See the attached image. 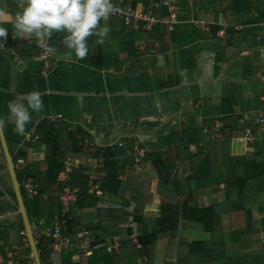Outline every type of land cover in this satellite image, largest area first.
Listing matches in <instances>:
<instances>
[{
    "label": "crops",
    "instance_id": "1",
    "mask_svg": "<svg viewBox=\"0 0 264 264\" xmlns=\"http://www.w3.org/2000/svg\"><path fill=\"white\" fill-rule=\"evenodd\" d=\"M170 1L175 13L172 32L162 25L148 34L139 26L126 29L110 16L107 26L111 31L105 43L95 45L96 37L89 38L84 60L65 59L64 34L54 33L51 38L57 53L50 59L49 72L42 76L35 38L17 37L13 29L14 16L21 10L17 0H0V7L7 12L0 18V27L8 32L0 38V117H7L10 101L22 102L21 97L31 91L43 93L44 102L41 113H31L26 136L16 135L11 122L5 124L3 132L12 164L24 165L23 171L15 170L16 175L28 177L25 172L29 168L41 172L48 169L50 146L33 133L40 123L59 117L63 125L56 129L65 130L64 141L67 134H75L79 143L87 137L100 153L104 175L98 185L96 208L104 213L120 212L131 203L132 209L144 212L149 234L161 204L172 202L175 194L183 198L202 185L208 196L197 202L205 207L224 192L225 169L220 162L212 172L205 162L200 164L202 168L193 167V182L186 181L187 171L194 166L189 158L207 150L210 137L204 128L215 123L224 127L237 123L259 133L256 120L264 115V0ZM112 3L117 5L114 0ZM195 20L204 22L207 28L197 26ZM223 23L232 28L222 38L218 31ZM104 25L101 21V27ZM123 141L127 148L147 149L143 171L134 170L133 156L118 146ZM92 168L81 167L73 175L63 172L58 181L66 187L73 182L88 184ZM83 169L91 174L86 177L79 173ZM9 170L0 139V258L21 249V232H26ZM59 195L51 192L46 196ZM47 197L41 205L40 219L54 216H49ZM75 207L73 219L92 228L91 264H199L194 255H179L177 250L179 240L191 242L194 232L181 230L176 240L163 235L146 257L138 248L123 253L129 239L114 233L112 215L97 218L96 211ZM131 218L119 217V222L127 223ZM255 227L264 242V223L259 216ZM115 236L123 240L119 255L106 250ZM212 236L215 239L207 243L213 242V246L208 248L223 250L222 237ZM140 257L147 261L139 263ZM66 258L52 253V264H63ZM206 263L210 264L209 260Z\"/></svg>",
    "mask_w": 264,
    "mask_h": 264
},
{
    "label": "trees",
    "instance_id": "2",
    "mask_svg": "<svg viewBox=\"0 0 264 264\" xmlns=\"http://www.w3.org/2000/svg\"><path fill=\"white\" fill-rule=\"evenodd\" d=\"M114 2L118 4V0H114ZM111 19L120 23L114 18ZM244 130V126L229 123L228 126L221 129L222 140L209 138V142L206 144L207 150L195 153L188 160L194 165L192 170L187 171L186 181L189 183L193 182V175L196 173L193 167L199 165L202 168L200 164L205 162L209 172H212L214 167H218V162L222 164L225 169V190L220 197L216 198L212 204L200 207L197 199L208 196L202 185L196 190H191L186 197L182 198L175 194L172 202L161 204L160 215L152 224L154 229L150 234L148 233L150 226L145 225L146 217L144 219V212L140 211V208L132 209L133 205L129 203V206H125L120 212H101V209L96 208L97 197L93 193H89L87 183H71L80 191V199L76 207L96 211L97 218H102L106 214L112 215V221L116 223L114 233L119 236L125 235L129 239L124 243L123 253L137 249V246L130 240L132 229L128 227L127 223L119 222V217L130 216L141 231L138 243L141 246L139 252L143 257H146L147 254L151 255V248L157 239L166 235L170 236L172 240H176L179 232L183 230L196 234L220 236L224 240V249L215 252L207 248L204 242L185 243L184 240H179L177 244L179 253L185 250V255H194L197 259L209 260L210 264H264L262 233L255 227V215L259 216L261 222L264 223V132L261 133L259 130V133H255L257 141L248 144L244 138ZM63 134H65L64 129H54L48 126L47 122L40 123L35 129V138L43 140L46 145L50 146V158L48 169L45 172L34 168H29L25 172L36 183L39 193L37 198L28 199L21 190L32 225L41 218V205L47 197L46 195L51 192L61 194L66 188L58 181L59 176L64 172L65 162L91 157L93 160L92 172L83 169L79 173L87 177L89 174L97 172V163L101 159L98 150L96 153L90 154L86 148L79 146L75 134H67L65 141ZM22 178V174L17 173L19 183ZM47 203L49 204L50 217L61 213L62 206L59 198L49 196ZM79 224L74 219L71 222V227ZM87 230L90 234L92 228L87 227ZM37 248L41 264H52V251L48 246L39 241ZM29 251L31 249L25 253ZM63 264L74 263L66 258Z\"/></svg>",
    "mask_w": 264,
    "mask_h": 264
},
{
    "label": "built area",
    "instance_id": "3",
    "mask_svg": "<svg viewBox=\"0 0 264 264\" xmlns=\"http://www.w3.org/2000/svg\"><path fill=\"white\" fill-rule=\"evenodd\" d=\"M133 3H128V0H118V4L114 6L112 18L119 20L125 27L139 26L146 34L151 33L159 25L164 26L168 32H172L175 24V13L170 0H133ZM194 23L201 28H207L204 22L195 20ZM222 29L218 31L219 37L227 36V30L232 28L231 25L223 23ZM264 29V23H263ZM49 46H53L52 38L47 41ZM141 52H144L145 45L141 44ZM38 53L36 60L41 66L40 74L45 76L50 70V59L53 55H46L43 48L38 45ZM243 122H241L242 124ZM261 133L264 132V115L260 114L256 120ZM47 125L57 128L63 125L59 117H53L47 121ZM225 126L222 123H215L209 128H204V133L210 137L211 140H222L223 133L221 129ZM67 132L71 133L72 128L65 127ZM35 132V130H34ZM34 135V133H33ZM244 138L248 144H253L257 141L255 132L246 127L244 130ZM79 145L86 148L89 153H96L95 145L87 137H83ZM119 147L126 148L128 155L133 156L135 171L140 172L144 170L147 149L140 146H133L127 148L126 142H118ZM91 157L87 159H77L75 161H68L65 163L64 174L73 175L77 169L92 165ZM16 171H23L24 165L17 164L14 166ZM98 171L88 177V186L95 196L99 195V182L103 179V170L101 160L97 163ZM20 188L24 191L29 199H35L39 193L35 182L24 176ZM80 199V191L77 187L68 185L64 191L59 195V200L62 206L61 213L55 214L51 219H40L31 226V230L36 244L41 241L45 243L54 255H66L74 264H91L89 260V252L92 246V238L88 233L87 228L80 225L71 227L73 219V208ZM128 227L132 229L133 233L130 240L138 249L141 246L138 243L141 237V231L138 230L134 224L133 219L127 221ZM21 237L24 239L23 247L16 253H11L6 257L0 258V264H36V258L32 251L24 253L23 251L30 248L27 233L21 232ZM123 240L119 236L112 237L106 247L108 253L112 255H119L122 252ZM147 261L144 258H138V262Z\"/></svg>",
    "mask_w": 264,
    "mask_h": 264
},
{
    "label": "clouds",
    "instance_id": "4",
    "mask_svg": "<svg viewBox=\"0 0 264 264\" xmlns=\"http://www.w3.org/2000/svg\"><path fill=\"white\" fill-rule=\"evenodd\" d=\"M17 3L21 10L12 21L15 35L34 37L46 55L57 53V49L47 43L54 33L64 34L65 59L84 60L89 52V38L95 36V45H103L111 31L107 21L114 12L112 0H17ZM6 15V10L0 7V18ZM101 21L105 22L103 27ZM7 35V29L0 27V38ZM42 95L34 90L24 94L22 102L10 101L7 117H0V132L6 122H11L16 135L26 136L27 125L32 122L31 113L44 110Z\"/></svg>",
    "mask_w": 264,
    "mask_h": 264
},
{
    "label": "water",
    "instance_id": "5",
    "mask_svg": "<svg viewBox=\"0 0 264 264\" xmlns=\"http://www.w3.org/2000/svg\"><path fill=\"white\" fill-rule=\"evenodd\" d=\"M0 139H1L2 147H3V151H4V154H5L6 160H7L8 167L10 168L9 171H10V174H11V179H12L14 191L16 193V198H17V201H18V204H19L20 213L22 215V218H23V221H24V224H25V230L27 232V236H28V240H29V243H30V247H31L32 252L35 255L36 264H41L38 248H37V245H36L32 230H31V224H30V221H29V218H28V215H27L24 199H23L20 187H19V182H18V179H17L15 168H14V165L12 164V161H11L12 158H11V154H10L9 148L7 146V142H6V139H5L4 132H0Z\"/></svg>",
    "mask_w": 264,
    "mask_h": 264
},
{
    "label": "rangeland",
    "instance_id": "6",
    "mask_svg": "<svg viewBox=\"0 0 264 264\" xmlns=\"http://www.w3.org/2000/svg\"><path fill=\"white\" fill-rule=\"evenodd\" d=\"M255 218H257V216L255 215ZM194 238L193 239H190V241L191 242H204L205 243V245H206V247L208 248V246L210 247V248H212V243L213 242H211V243H207V241L208 242H210V241H212V240H214L215 238V236H212L211 235V237L209 236V235H205V234H201V233H194ZM184 241H185V243L186 242H189V240H185V239H183ZM177 250H179V248L177 249ZM184 250V249H183ZM182 252V253H181ZM179 253V252H178ZM180 254H183V255H185L186 254V252H185V250L184 251H180V253H179V255ZM177 255V254H176ZM194 260H198V263L199 264H203V261H204V263L205 264H207L206 263V261L205 260H203V259H197V258H195Z\"/></svg>",
    "mask_w": 264,
    "mask_h": 264
},
{
    "label": "bare ground",
    "instance_id": "7",
    "mask_svg": "<svg viewBox=\"0 0 264 264\" xmlns=\"http://www.w3.org/2000/svg\"><path fill=\"white\" fill-rule=\"evenodd\" d=\"M20 184V183H19ZM20 187V186H19ZM20 190H22L21 188H20ZM23 191V190H22ZM37 245V244H36ZM29 249H31V247L29 248ZM32 251V250H31Z\"/></svg>",
    "mask_w": 264,
    "mask_h": 264
}]
</instances>
